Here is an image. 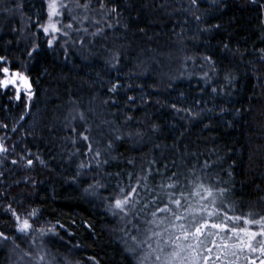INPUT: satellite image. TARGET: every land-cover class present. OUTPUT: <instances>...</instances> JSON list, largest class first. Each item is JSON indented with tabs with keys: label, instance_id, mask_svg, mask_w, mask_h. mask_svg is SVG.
<instances>
[{
	"label": "trees",
	"instance_id": "obj_1",
	"mask_svg": "<svg viewBox=\"0 0 264 264\" xmlns=\"http://www.w3.org/2000/svg\"><path fill=\"white\" fill-rule=\"evenodd\" d=\"M62 2L72 10L45 35L48 0H0V69L32 87L29 100L0 87V264H15L12 249L17 264H33L36 249L42 264H142L149 249L131 237L175 219L151 213L183 214L206 189L220 222L264 230L228 219L264 217V0ZM132 188L125 215L114 202ZM9 206L29 231H17ZM261 258L242 248L212 264Z\"/></svg>",
	"mask_w": 264,
	"mask_h": 264
},
{
	"label": "snow or ice",
	"instance_id": "obj_2",
	"mask_svg": "<svg viewBox=\"0 0 264 264\" xmlns=\"http://www.w3.org/2000/svg\"><path fill=\"white\" fill-rule=\"evenodd\" d=\"M197 0H192V4H196ZM100 6H101V10H104L106 8L105 2L104 0H100ZM75 7L76 8H83L85 11H87L90 7V3L89 2H84L81 3L80 0H75ZM48 16H49V22L47 25H43L42 30L44 32L45 35H49L50 33H58L61 31V29L59 27H57V23L53 22V17L62 15V12L60 11V9H66L69 12L72 10L70 8L69 3H63L62 0H48ZM110 13H115L116 9L112 8L110 10H108ZM197 19H200V17H196ZM73 20H77L76 16L72 17ZM89 18L87 16H84L80 19V23H83L85 20H88ZM94 23L99 24L100 21H94ZM64 27L68 28V29H72L73 28V24L69 23L67 25H65ZM108 27H112V25H108ZM216 27H219V25H217ZM84 32H87L88 29L85 27L83 28ZM103 31V29H98L97 32L92 33V35H98ZM64 35H67V32L63 33ZM48 45L49 47H52L53 45V40L50 39L48 41ZM225 47H227V45H225ZM29 55H31V53H29ZM115 58V57H114ZM262 59H264V57H262ZM4 58L0 57V62H3ZM0 72H2L5 76L4 79H0V87L2 88H8L9 86L12 85H18L20 81H23V83L25 84V86L30 90L31 85L28 83V78L26 76H23L20 72H15L12 73L10 72V69L8 67H3L2 69H0ZM8 77H11V79H9ZM116 86L113 85V87L110 89V91L115 90ZM213 91H215V89H213ZM17 99L20 98V91H19V87H17ZM129 99H132V97H129ZM173 107L175 108V105H173ZM179 111V109H177ZM6 127V125H5ZM84 140H87L88 137L84 136L83 137ZM7 151V149H5L2 145H0V152H5ZM89 151H91V145H89ZM97 156H99V152L96 153ZM13 164H16L17 161L13 160L12 161ZM41 163H43V161H41ZM33 161L31 159L27 160V165L28 166H32ZM81 167H83V165H81ZM169 188H173L175 187V185L173 184H169L168 185ZM200 187H203V185H200ZM123 192V189L121 190ZM137 191L136 188H132L131 192L128 193L127 195L124 196L123 199H116L114 202V207L115 209H118L121 212H124L125 215H127L126 212V206L131 202L133 194H135ZM205 191H207L208 196H212V191L210 189H206ZM225 190H221V192L223 193ZM198 194V193H197ZM202 199H204V197H201ZM169 203H174L176 205L177 209H180L181 207V200L180 199H170ZM214 203V201H213ZM145 207H147V205H145ZM8 211H11L13 217H15L17 224L19 225V227L17 228V231L20 232H27L31 229V224L29 223L28 219H24L22 222L20 220V216L17 212H15L14 210L11 209V206H9ZM206 211V206H202L200 209L195 210V209H186L184 214H177L176 212H174L170 207H168L167 205L164 208H158L156 211H153L151 213V215L155 218L157 216V212H171L172 215L175 217L176 221H181V220H186L188 219V217H191L190 220V224L191 226H194L195 228V232L192 233L190 231H188V226L185 225L184 223H180V224H174L173 227L174 228H178L184 235L185 238H187L190 235H196L199 236L200 234H202L204 229H207L209 227L213 228V229H218L219 231L223 232V231H230L233 234H237V233H244L246 236L249 237V242L247 243V247L249 248V250L253 253L255 252H259L261 257H264V245H262L260 248H255L252 246V244L250 243V241L252 239H254L256 236H264V230L256 233V232H249L247 228H229L228 225L226 223H209L208 219H203V221L201 222L200 220L197 219V216L200 214H203ZM115 214V212L113 213ZM216 211H207V216L209 218L213 217L214 215H216ZM32 215H35V210H33ZM251 215V214H250ZM229 220H234V221H239L241 219H243V222L245 225L248 224H260L262 226V229H264V217H261L260 220H253V219H248V218H243L240 216H233V217H228ZM163 221H161L162 223ZM149 223H155V220L153 221H149ZM43 232V230H41ZM137 231H139V229H137ZM162 236V233L160 232H152L151 235H149L148 237H146L145 240H138L136 236H132L131 239L133 240V242L136 244L137 247L141 246L144 243H147V241L153 239L154 237H160ZM0 237H2L3 239H7L6 236H4L3 233H0ZM177 240L180 239L179 236L176 237ZM159 243V241H158ZM165 243H169V241H166ZM241 244H245V241L241 240L240 241ZM149 248H151V244L148 245ZM224 248H228V247H234V245H228V244H224L223 245ZM130 251H135V249H130ZM160 251H163V248H160ZM209 252H211V249H208ZM178 254L174 253L173 256H177ZM43 259V257H41V260ZM161 259V257L159 255L156 256V260L159 261ZM209 259V257H205V260ZM165 264H171V261L168 260L165 262ZM249 264H257V261L255 259H250L249 260ZM259 264H264V258H261L259 260Z\"/></svg>",
	"mask_w": 264,
	"mask_h": 264
},
{
	"label": "rangeland",
	"instance_id": "obj_3",
	"mask_svg": "<svg viewBox=\"0 0 264 264\" xmlns=\"http://www.w3.org/2000/svg\"><path fill=\"white\" fill-rule=\"evenodd\" d=\"M49 22V16L47 20V24ZM53 22L58 24V18L53 17ZM46 24V25H47ZM51 35H55V33H50ZM179 57L183 58V54H180ZM4 67H8L7 65ZM3 68V67H2ZM10 72H20L18 70H11ZM23 76H26L25 73L20 72ZM27 77V76H26ZM5 76L2 73L0 79H4ZM11 79V77H8ZM28 78V77H27ZM28 83L29 82L28 78ZM17 87H19L20 96L23 95L27 100H29L31 93H32V87L30 90L25 86L23 81H20L18 85H12L9 86L6 89H9L14 95L15 98L17 96ZM2 88V87H1ZM5 89V88H2ZM201 197H204L202 199ZM195 201V202H194ZM213 198L208 195H202L198 197L197 199H192L190 202H194L193 204H189L185 209H195L198 210L202 206H206V211L203 214L198 215L199 217L205 219L207 218V211H212L213 206ZM185 213V210L183 214ZM224 214L222 216H213L211 219L214 220V222L209 223H221ZM26 217V216H25ZM28 217V214H27ZM26 219V218H24ZM22 219L21 222L24 220ZM30 218H28L29 220ZM188 219L191 220V217L189 216ZM219 219V220H218ZM176 221L175 219L171 220L170 222H162L158 225L157 232L165 233L164 238L162 241L159 239H156L153 241H148L146 243V248H148V252L146 251L145 254L142 255V264H165L166 261L170 260L171 264H199L200 262L202 264H212L213 260H217V262L223 261V256H228L230 253H234L236 250L240 251L242 248L245 250L248 248L246 245L249 242V237L246 236L244 233H237L233 234L232 232L226 233V231H219L218 229H213L211 227L204 229L202 234L199 236L196 235H190L193 236L190 238H185L183 233L180 232L178 228H174V224H180L184 223L188 226V230H195L194 226H191L190 222L189 224L186 222ZM249 231V230H248ZM179 236L180 239L177 240L176 237ZM189 236V237H190ZM245 236V237H244ZM239 239L240 241H245V244H241L240 241L235 242L234 239ZM159 241V243H158ZM166 241H169V243H165ZM253 239L250 241L252 244ZM149 244H151V248H149ZM234 245V247H228L224 248L223 245ZM160 248H163V251H160ZM135 249V248H134ZM208 249H211V252L208 251ZM225 251H227L225 253ZM178 254L177 256H173V254ZM11 258L17 264L18 261H22V253L17 249H12L10 251ZM43 255V252L41 249H36V251L33 253V259L31 262L33 264H42L41 257ZM159 255L161 259L159 261L156 260V256ZM205 257H209V259L205 260ZM260 260V259H259ZM259 260L257 261V264H259Z\"/></svg>",
	"mask_w": 264,
	"mask_h": 264
}]
</instances>
